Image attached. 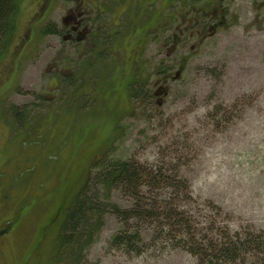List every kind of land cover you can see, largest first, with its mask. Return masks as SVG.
I'll use <instances>...</instances> for the list:
<instances>
[{
	"label": "rangeland",
	"instance_id": "1",
	"mask_svg": "<svg viewBox=\"0 0 264 264\" xmlns=\"http://www.w3.org/2000/svg\"><path fill=\"white\" fill-rule=\"evenodd\" d=\"M23 3L14 32L0 40V223L16 227L0 264H59L65 210L104 161L179 172L191 198L180 204L197 221L264 232V0L224 1V25L186 50L184 71L161 105L141 101L135 84L128 101L115 99L113 67L124 64L132 75L138 54H100L84 65L60 38L43 34L61 24L58 0L38 23L39 0ZM147 48L144 90L154 94L165 68ZM113 199L131 205L122 192ZM122 229L107 213L83 263L202 264L168 228L149 226L140 255L113 242Z\"/></svg>",
	"mask_w": 264,
	"mask_h": 264
},
{
	"label": "trees",
	"instance_id": "2",
	"mask_svg": "<svg viewBox=\"0 0 264 264\" xmlns=\"http://www.w3.org/2000/svg\"><path fill=\"white\" fill-rule=\"evenodd\" d=\"M15 0H0V32L9 28V15ZM55 26L44 29L53 34ZM69 81V80H68ZM96 168V167H95ZM91 175L66 208L65 221L58 237L63 255L59 264H84L83 251L103 228L106 214L123 223L113 242L129 253L140 255L141 243L149 226L175 233L183 248L202 264H264V232L235 230L224 225L197 221L181 202L190 200L189 182L167 175L170 170L148 167L135 161H104ZM170 189L175 195L165 198ZM115 192L129 196L130 206L114 201ZM162 229V230H161Z\"/></svg>",
	"mask_w": 264,
	"mask_h": 264
},
{
	"label": "flooded vegetation",
	"instance_id": "3",
	"mask_svg": "<svg viewBox=\"0 0 264 264\" xmlns=\"http://www.w3.org/2000/svg\"><path fill=\"white\" fill-rule=\"evenodd\" d=\"M23 1H14V8L8 17L9 28L4 33L0 32L2 42L7 41L14 32L15 22L24 6ZM224 1L58 0L62 13L61 24H53L56 32L52 35L61 39L63 51L72 48L80 54L84 65L89 59L92 64L100 54H138L132 75L130 71L126 72L124 64L113 67L110 80L115 83V99L120 104L124 99L128 101L131 86L135 84L143 87L138 92L141 101H157L161 105L163 97L168 95L167 84L180 78L184 71L183 65L188 60L187 55H184L186 50L192 52L201 48L224 25ZM54 2L39 0L36 23L49 18ZM24 38L28 36L20 37L19 41L26 47L31 40ZM148 46L153 50L152 53L158 55L165 68L156 73L153 86L157 89L154 94L144 90L147 80L144 73L148 64L140 55L146 52ZM164 50L167 56H163ZM130 110L129 107L124 113ZM15 228L14 221L0 223V251Z\"/></svg>",
	"mask_w": 264,
	"mask_h": 264
}]
</instances>
